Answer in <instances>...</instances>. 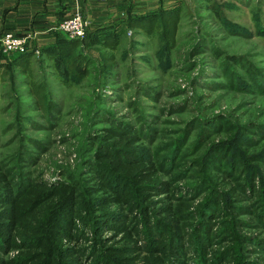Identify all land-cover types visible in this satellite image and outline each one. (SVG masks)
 <instances>
[{"label": "trees", "instance_id": "1", "mask_svg": "<svg viewBox=\"0 0 264 264\" xmlns=\"http://www.w3.org/2000/svg\"><path fill=\"white\" fill-rule=\"evenodd\" d=\"M200 2L198 8L212 14L228 32L244 34L246 29L228 21L224 14L223 7L230 3ZM184 5V1L175 0L168 7L159 4L141 13L122 7L124 15L117 21L90 28L83 38H68L55 28L51 42L35 45L37 55L34 51L0 52V83L11 84L8 100L17 102V122L21 126L30 121L41 129L53 124L59 108L50 92L51 78L70 86L97 69L103 81L111 79L117 65L114 52L122 49L127 35L156 37L159 48L155 56L166 70L177 44ZM256 26L264 34V26ZM126 54L122 49L121 58ZM225 59L221 71L226 86L264 94V73L256 65L240 55ZM45 62L50 70H45ZM236 67L244 70L243 75ZM223 82L220 85L224 86ZM28 112L38 121L25 116ZM108 118L102 127L92 125L76 167L65 170L62 179L50 184L34 173L37 157L25 147V140L40 151L45 146L20 130L12 135L10 142L17 141L18 146L0 159V264L264 261V237L244 231H264V146L256 154L248 152L253 136L264 135V123H239L223 115L192 117L166 149L159 148L162 152L150 147L155 131L147 118L133 123L111 115ZM194 131L198 139L192 152L199 154L196 163L192 159L190 164H196L199 181L181 187L175 182L184 174L172 172ZM222 133L227 138L213 139ZM220 185L235 193L220 189ZM182 188L190 198L202 196L193 209L178 207L175 198L181 193H174ZM213 243L227 244L209 258ZM12 251L15 255L8 257ZM249 253L256 254V259L250 260Z\"/></svg>", "mask_w": 264, "mask_h": 264}, {"label": "rangeland", "instance_id": "2", "mask_svg": "<svg viewBox=\"0 0 264 264\" xmlns=\"http://www.w3.org/2000/svg\"><path fill=\"white\" fill-rule=\"evenodd\" d=\"M182 1L185 5L177 32V44L166 70L162 69V63L155 56L159 48L156 37L146 38L134 33L127 35L122 49H126L128 54L122 59V49L114 52L117 65L113 69V76L111 79L108 77L106 82L97 69H92L82 82L70 86L62 85L52 78L49 80L50 92L59 108L51 126L45 124L41 129L33 127L30 121L20 126L14 110L17 102L8 100L10 91L13 92L11 84L8 81L0 83V159L16 150L18 142H10V139L20 130L45 146V150L40 151L25 140V147L37 157L32 167L34 173L50 184L62 179L65 170L76 167L86 147V136L93 130L92 125L102 127L108 123L110 115L131 123L147 118L151 129L155 131L153 135L150 131V139L153 140L150 147L162 152L165 151L159 148L166 149V144L179 136L184 123L192 117L223 115L239 123H264V94L253 92L251 88H229L221 71L225 56L240 55L248 59L244 61L256 65L264 73V34L256 26H264V0H216L218 3H230V7L224 6L223 11L228 21L246 29L244 34L239 35L228 32L212 14L200 10V0ZM173 2L165 3L164 6L168 7ZM80 8L83 19L88 21L86 34L91 24L83 16L81 4ZM44 67L50 70L48 62H45ZM236 70L243 75L244 70L240 67H236ZM222 82L224 86L220 85ZM172 109L173 112L170 111ZM25 116L38 121L31 112ZM9 125L15 127L9 129ZM197 133H189L182 148L183 158L172 173L181 172L184 176L175 185L182 187L199 181L194 164L199 152H192L198 139ZM212 137L216 141L227 138L224 133ZM250 146L249 153L262 151L264 135L255 134ZM192 159L193 165L190 164ZM161 177L169 179L171 176ZM218 187L228 193H235L226 185ZM174 194L179 195L175 201L183 209H193L202 197L190 198L183 188ZM217 227L215 225L213 230L216 231ZM244 231L264 237V231L260 229ZM226 244L213 243L207 256L211 258L214 250ZM15 253L10 252L8 257ZM249 259H256V254L249 253ZM259 263L264 264V261L259 260ZM221 264L230 262L225 260Z\"/></svg>", "mask_w": 264, "mask_h": 264}, {"label": "crops", "instance_id": "3", "mask_svg": "<svg viewBox=\"0 0 264 264\" xmlns=\"http://www.w3.org/2000/svg\"><path fill=\"white\" fill-rule=\"evenodd\" d=\"M74 1L0 0V32L11 31L30 37L34 45L49 43L53 40L51 31L58 28L60 19L67 16ZM171 1L175 0H126L117 3L113 0H81V7L83 16L93 28L117 21L124 15L122 7H131L134 12L141 13ZM0 52L4 54L1 49Z\"/></svg>", "mask_w": 264, "mask_h": 264}, {"label": "built area", "instance_id": "4", "mask_svg": "<svg viewBox=\"0 0 264 264\" xmlns=\"http://www.w3.org/2000/svg\"><path fill=\"white\" fill-rule=\"evenodd\" d=\"M88 21L84 20L81 13L80 2L75 0L70 12L58 25L68 38H83ZM0 49L6 54H17L34 51L39 53L38 47L30 41V37L20 36L11 31L0 32Z\"/></svg>", "mask_w": 264, "mask_h": 264}]
</instances>
